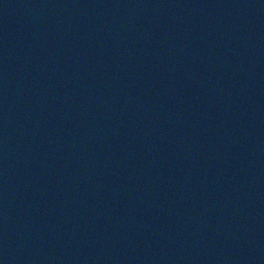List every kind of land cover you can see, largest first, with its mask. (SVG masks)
I'll return each mask as SVG.
<instances>
[{
  "label": "water",
  "instance_id": "95a60500",
  "mask_svg": "<svg viewBox=\"0 0 264 264\" xmlns=\"http://www.w3.org/2000/svg\"><path fill=\"white\" fill-rule=\"evenodd\" d=\"M0 264H264V0H0Z\"/></svg>",
  "mask_w": 264,
  "mask_h": 264
}]
</instances>
